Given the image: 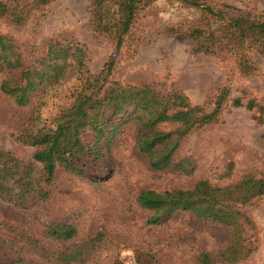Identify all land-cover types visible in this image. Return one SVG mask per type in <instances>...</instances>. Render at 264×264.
I'll return each mask as SVG.
<instances>
[{
    "label": "rangeland",
    "instance_id": "1",
    "mask_svg": "<svg viewBox=\"0 0 264 264\" xmlns=\"http://www.w3.org/2000/svg\"><path fill=\"white\" fill-rule=\"evenodd\" d=\"M0 2L12 8L21 3L28 11L19 25L9 15L0 17V35L11 39L25 66L41 58L54 39L82 47L84 69L90 75L111 63L108 81L146 84L161 95L181 92L208 112L220 92L228 91L217 117L180 140L175 160L188 161L187 171L150 169L147 156L137 151V125L128 122L101 141L108 172L103 182L57 167L45 201H34L25 209L0 201V239L7 251L24 264H68L69 258H76L69 264H203L201 253L208 255L210 264H228L220 254L230 230L185 212L161 225H149L146 220L153 211L141 208L136 199L143 190H191L200 181L217 187L233 185L245 175L264 181V37L251 33L239 48L224 45V40L211 53H203L188 36L198 26L227 28L240 16L264 22V0H200L222 17L174 0H156L138 9L119 49L111 34L91 28L89 0ZM222 32L218 30V36ZM201 44L212 46L210 41ZM5 78L0 72V86ZM60 83L23 107L0 90V149L31 161L29 133L54 129L76 81L73 76ZM234 100L242 105L235 107ZM111 121L120 123L119 117ZM81 138L90 144L95 134L86 132ZM35 167L40 172L41 167ZM242 211L251 222L245 238L252 252L234 264H264V195ZM55 223L73 226L75 235L67 240L50 237L47 228ZM97 236L94 245L88 243Z\"/></svg>",
    "mask_w": 264,
    "mask_h": 264
},
{
    "label": "trees",
    "instance_id": "2",
    "mask_svg": "<svg viewBox=\"0 0 264 264\" xmlns=\"http://www.w3.org/2000/svg\"><path fill=\"white\" fill-rule=\"evenodd\" d=\"M33 1L45 4L51 0ZM155 1L89 0L91 28L95 32L111 34L116 40L115 48L119 49L124 36L132 27L138 9ZM174 1L200 9L209 16L222 17L200 0ZM6 15L19 25L26 21L28 11L21 3L13 8L1 3L0 17ZM220 29L223 32L218 36ZM251 33L264 37V22L240 16L227 28L198 26L188 36L196 43L198 52L211 53V49L217 43L222 45L224 40H227L224 45L232 43L238 48L243 47ZM202 40L210 41L212 46L204 48ZM85 59L82 47L53 39L47 43L41 58L25 66L11 39L0 35V72L6 75L0 90L17 106L29 105L34 97H42L66 78L74 76L76 81L70 89V102L57 117L54 129L29 133V144L34 148L30 162H24L14 153L0 149L1 202L25 209L34 201H45L49 197L47 187L53 181L57 167L90 182H103L108 172H105L107 166L101 141L107 134L113 135L128 122H135L137 125V151L147 156L150 169L163 171L175 167L187 171L184 164L190 167L188 161L175 160L180 140L191 131L212 122L228 95L226 89L222 90L216 98L214 109L208 112L203 105L192 104L181 92L161 95L146 84L131 86L108 81L111 63H106L97 75H90L84 69ZM240 66L245 69L243 63ZM233 105L240 107L242 104L239 100H234ZM247 107L250 109L251 105ZM125 116H128L126 120ZM116 117H119L120 123L112 124L111 120ZM86 132L95 134V139L90 144L83 142L81 138ZM36 164L41 167L40 172L36 170ZM262 195L264 181L245 175L237 183L224 187L200 181L191 190L162 193L143 190L138 193L136 202L141 208L153 211V215L146 220L149 225H161L173 214L185 212L194 218L230 230V240L220 254V259L234 264L244 260L252 252V247L245 238L246 229L251 226V222L242 208ZM47 234L56 239L67 240L75 235V228L55 223L47 228ZM98 239L99 236L88 243L94 245ZM1 241L0 239V264H24L21 258L7 251ZM201 254L203 264L212 262L207 254ZM75 259L65 261L69 264Z\"/></svg>",
    "mask_w": 264,
    "mask_h": 264
}]
</instances>
